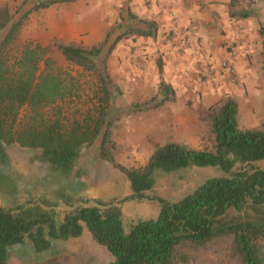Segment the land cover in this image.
Listing matches in <instances>:
<instances>
[{
  "label": "trees",
  "instance_id": "16d2710c",
  "mask_svg": "<svg viewBox=\"0 0 264 264\" xmlns=\"http://www.w3.org/2000/svg\"><path fill=\"white\" fill-rule=\"evenodd\" d=\"M31 1L33 5L22 13L0 7V179L13 171L6 150L10 146L36 151L46 173H65L75 167L82 149L92 145L100 134L99 156L118 168L130 185V194L119 202L153 198L146 191L152 188L159 171L213 166L219 167L222 175L207 178L193 193L176 202L157 197L158 216L139 221L128 233L118 206L112 203L103 212L101 208L107 203L94 201V205L66 213L57 224L50 216L27 220L16 215L14 210L20 205L0 208V264H8V250L15 244L29 242L42 251L53 239L78 237L84 228L110 253L112 259L107 264H193L201 253L211 251L227 258V264H264V167L256 164L264 160V99L263 117L257 127L240 128L238 101L226 96L211 104L201 117L214 137L211 150L168 141L156 145L145 164L127 168L108 151L111 120L106 121V114L111 82L105 62L118 42L131 36L154 38L159 25L128 12V19L141 22V27L122 28V22H115L104 38L91 46L59 38L45 45L33 40L19 43L18 35L32 11L75 0L23 3ZM261 32L264 34V27ZM53 51L97 78L103 97L96 118L65 123L60 104L78 97L80 83L71 70L58 65ZM156 64L161 73L160 58ZM175 97L174 88L161 79L156 93L134 103V107L155 109ZM23 108L26 114L20 117ZM247 205L257 208L261 216L225 219L230 208L240 212Z\"/></svg>",
  "mask_w": 264,
  "mask_h": 264
},
{
  "label": "rangeland",
  "instance_id": "374dc122",
  "mask_svg": "<svg viewBox=\"0 0 264 264\" xmlns=\"http://www.w3.org/2000/svg\"><path fill=\"white\" fill-rule=\"evenodd\" d=\"M33 3L34 1L24 4L23 0H0V7L7 6L11 13H15V11L19 9V12L22 13L32 6ZM56 3L58 4L53 3L47 8H40L32 11L28 15L18 35L19 43L33 40L45 45L53 40V36L49 30L48 20L53 15H62L60 2ZM252 6L255 12L251 23L256 26L257 21H259V24L264 26V15H262V11L264 13V1L255 0ZM55 10L58 11L55 13ZM52 12L54 13L52 14ZM261 16H263L262 19ZM79 17L88 18L89 15L85 13L81 14ZM260 35L262 39H264V34H262V32ZM122 42L125 46L121 50L119 49L117 53H120V57L124 55L123 57L126 63L119 66L110 63L109 58L110 56L112 57V53L105 62L111 82L109 85L111 98L108 102L106 114V121L111 120L108 151L114 156L116 162L127 168H135L145 164L149 157V153L142 150L144 141H142L143 136L140 137L139 134L142 132V124L146 122L150 116L148 111L136 109L134 103L148 100L154 95V90L156 86L158 87L162 79V70L160 73L156 64V58L159 55L153 54V56H155L154 62L149 65L146 59L147 56L152 53H147L145 47H142L140 43L130 42V39L126 41L123 40ZM122 50H124L125 53L124 51L122 52ZM52 56L56 59L59 66L71 70L80 83L78 97L68 99L60 104L63 108L65 123L72 122L73 120L84 121L88 118H96L97 107L101 104L100 99L103 97L100 83L97 81V78L89 73L83 72L81 68L65 62L61 53L58 51H53ZM133 69L136 71V79L133 77ZM200 79L208 80L202 77H200ZM255 79V85L260 87L257 94L258 106L253 107L254 119L248 120L245 117L243 108H241L239 126L244 128H249L261 122L263 117L264 64L261 65L259 74ZM233 84L239 88H243L245 85L243 82ZM226 96L223 98H226ZM26 110V108L21 110L20 117L25 116ZM154 110L156 112L160 111L158 108ZM167 111L168 110L165 112ZM199 111L198 116L201 121L200 133L193 135V140L189 137V142L186 141L187 139L185 137L179 143L197 149L211 150L213 148L214 137L208 126L201 119L206 109H200ZM105 124L106 122L104 126ZM139 138L141 139L139 140ZM101 139L102 136L100 134L92 145L84 147L83 151H85V155L99 147ZM151 146L152 145L149 144L148 148H151ZM6 150L10 158V169L13 171H6V174L9 172V175H6L5 179H0V208L20 205L18 209L14 210L16 215L27 220L50 216L53 222L57 224L62 221L66 213L73 212L75 209L82 206L94 205L91 201L81 202L80 200L75 201L74 198H68L61 187L54 190L52 193L44 191V189H46L45 186L48 187L50 184H54L53 182L55 179L51 181V175L49 173L44 174L46 172L42 169L37 160L36 151L18 148L17 146H10ZM93 158V156L87 158L88 162L94 163L96 157ZM100 160L102 163L107 162L105 159L103 160V158ZM256 164L260 167H264V160ZM112 166L113 168L111 169L110 167ZM90 170L93 172V166H91ZM84 171H82L81 174L87 176ZM117 171H119L118 168L113 164H109L103 169L104 176L107 180L111 178L114 179L116 176L113 174L117 173ZM92 172L90 171V177L93 176ZM219 175H222L219 167L196 165H189L167 173L161 171L157 172L154 177L152 188L146 191L147 195L153 198L141 200L134 199L132 202L126 200L120 203L127 205V207L131 206L134 210V213L130 214V216H124L121 215V209H119L124 231L128 233L139 221L155 219L158 216L160 203L157 201V197L168 202H176L182 197L193 193L207 178ZM126 181V189L128 192H131L129 182L127 179ZM117 187L118 185L114 193L110 196L119 200L124 197L122 193L126 191V185L122 183V186ZM39 190L43 192H39ZM106 203L108 206L106 205L101 208L103 212H106L111 206L110 200ZM261 213L258 212L257 208L247 205L245 210L240 212H236L234 209L230 208L227 211L225 219H252L261 216ZM8 253V264H107L112 259L106 247L96 243L87 230H85V234L75 238L66 240L53 239L50 247L42 251L35 250L31 243L25 242L13 245L9 248ZM193 264H227V258H223L220 253L211 251L208 253H201L196 263Z\"/></svg>",
  "mask_w": 264,
  "mask_h": 264
},
{
  "label": "crops",
  "instance_id": "0c3cea01",
  "mask_svg": "<svg viewBox=\"0 0 264 264\" xmlns=\"http://www.w3.org/2000/svg\"><path fill=\"white\" fill-rule=\"evenodd\" d=\"M254 1L75 0L60 2L62 15H53L49 18L48 24L53 39L59 38L65 42L77 41L91 46L99 43L115 22H122V28L141 27V22L128 19V12L138 19H153L157 22L159 29L156 37L131 36L124 39L140 43L146 48L147 53H152L146 59L149 65L154 62L153 54L159 55L157 58L162 62V79L174 88L176 94L174 101L158 108L159 112L153 108L144 110L148 111L150 117L142 124V132L139 135L143 136L142 150L150 155L158 144L168 141L180 142L185 137L187 142L190 138L193 140L192 136L201 131L199 110L207 109L226 95H231L238 101V124L241 119V108L247 120L254 119L253 107L258 106L257 94L260 90V87L255 85V78L259 74L261 65L264 64L263 39L260 35L261 27L264 26L260 25L259 21L256 26L251 23L255 12L252 6ZM57 11L55 10V13ZM172 12L176 15L175 20L172 18ZM85 13L89 15L88 18L79 17ZM242 13L248 15L242 17ZM262 15H264L263 11ZM122 41L118 42L112 51V57L109 58L113 65L126 63L124 55L120 57V53H117L125 46ZM224 59H228L238 72L240 78L238 83H245L243 88L236 87L224 72L217 69ZM196 65L215 69L213 78L200 79ZM133 74L136 79L135 70ZM156 91L157 86L154 94ZM166 110L169 112H165ZM260 123L249 128L257 127ZM149 144L152 145L151 148H148ZM84 152L82 149L72 170L65 173L49 172L51 181L55 179L54 184L45 186L44 191L52 193L61 187L64 194L68 198H74L75 201L106 203L110 200L113 205L121 209V215L130 216L134 213L131 206L120 204L119 200L110 196L117 185L120 187L123 183L126 185L125 189L127 188L125 175L117 171L113 174L116 176L114 179L107 180L103 169L112 163L108 161L102 163L99 147L86 155ZM91 156L96 157L94 163L88 162L87 158ZM91 166L93 172L90 170ZM110 168L112 169L113 166ZM82 171L87 176L81 174ZM39 192L43 191L39 190ZM122 194L126 196L130 192L126 189ZM85 230L84 228L81 235L85 234Z\"/></svg>",
  "mask_w": 264,
  "mask_h": 264
},
{
  "label": "built area",
  "instance_id": "2783aa9c",
  "mask_svg": "<svg viewBox=\"0 0 264 264\" xmlns=\"http://www.w3.org/2000/svg\"><path fill=\"white\" fill-rule=\"evenodd\" d=\"M172 18L174 20L176 19V15L174 12H172ZM196 69H197V73L199 77H202V78L209 79L213 77V75L215 74V69L213 68H203V67H198L196 65ZM217 69L221 72H224L231 83L237 84L240 81L238 72L236 71L234 66L230 64L228 59L222 60L219 66L217 67Z\"/></svg>",
  "mask_w": 264,
  "mask_h": 264
}]
</instances>
